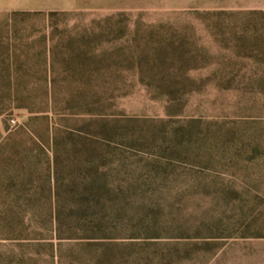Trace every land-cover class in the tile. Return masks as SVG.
I'll return each instance as SVG.
<instances>
[{
  "label": "rangeland",
  "instance_id": "obj_1",
  "mask_svg": "<svg viewBox=\"0 0 264 264\" xmlns=\"http://www.w3.org/2000/svg\"><path fill=\"white\" fill-rule=\"evenodd\" d=\"M0 264H264V0H0Z\"/></svg>",
  "mask_w": 264,
  "mask_h": 264
},
{
  "label": "trees",
  "instance_id": "obj_2",
  "mask_svg": "<svg viewBox=\"0 0 264 264\" xmlns=\"http://www.w3.org/2000/svg\"><path fill=\"white\" fill-rule=\"evenodd\" d=\"M57 238H59V239H60L61 237H60V236H58ZM52 245H53L52 243H51V244H49V246H52ZM53 247H54V246H53ZM53 247H52V248H53Z\"/></svg>",
  "mask_w": 264,
  "mask_h": 264
},
{
  "label": "built area",
  "instance_id": "obj_3",
  "mask_svg": "<svg viewBox=\"0 0 264 264\" xmlns=\"http://www.w3.org/2000/svg\"><path fill=\"white\" fill-rule=\"evenodd\" d=\"M11 121H12V122H14V120H13V119H12Z\"/></svg>",
  "mask_w": 264,
  "mask_h": 264
}]
</instances>
